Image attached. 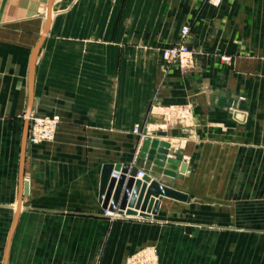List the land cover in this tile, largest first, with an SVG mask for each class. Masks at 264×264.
Instances as JSON below:
<instances>
[{
	"label": "crops",
	"instance_id": "crops-1",
	"mask_svg": "<svg viewBox=\"0 0 264 264\" xmlns=\"http://www.w3.org/2000/svg\"><path fill=\"white\" fill-rule=\"evenodd\" d=\"M185 25L189 64H167ZM46 114L55 135L27 140L21 169L25 121ZM146 136L185 172L152 170ZM108 163L187 199L105 215ZM147 245L159 264H264V0H0V264H124Z\"/></svg>",
	"mask_w": 264,
	"mask_h": 264
},
{
	"label": "water",
	"instance_id": "water-1",
	"mask_svg": "<svg viewBox=\"0 0 264 264\" xmlns=\"http://www.w3.org/2000/svg\"><path fill=\"white\" fill-rule=\"evenodd\" d=\"M53 1V0H51ZM50 23V14L48 13L43 33L37 43L29 76V98L27 105V115L32 107V84L34 61L37 49L48 31ZM29 128V118L25 121L21 143V161L20 166L23 168L24 154L27 142ZM170 144L165 141L146 136L143 138L140 150L142 153L152 156L153 164L158 168L152 170L164 175L175 177L177 171L185 172L187 164L177 158L168 157ZM137 166H131L129 163L104 164L102 167L101 184H100V202L103 210L111 212L116 217H150L157 213L160 200L159 196H167L179 200H186L187 195L173 188L160 184L153 180L150 175L145 174L138 178ZM117 174V176H115ZM27 184L24 183L26 190Z\"/></svg>",
	"mask_w": 264,
	"mask_h": 264
},
{
	"label": "built area",
	"instance_id": "built-area-1",
	"mask_svg": "<svg viewBox=\"0 0 264 264\" xmlns=\"http://www.w3.org/2000/svg\"><path fill=\"white\" fill-rule=\"evenodd\" d=\"M221 0H207L211 5H219ZM190 33L189 26L185 25L181 28V33L178 40L171 46L165 47L161 50V56L167 64L174 62L189 64L191 49L188 43V36ZM60 123V116L58 114L46 115H32L29 117V128L27 140L30 143L38 144L41 142L53 139L55 132ZM139 127L136 125L134 131L137 132ZM146 174L145 170L139 169L137 177L141 178ZM117 176V174H115ZM105 215H110L116 218L107 210H103ZM157 251L154 247H146L138 252L132 254L127 258L125 264H156Z\"/></svg>",
	"mask_w": 264,
	"mask_h": 264
},
{
	"label": "rangeland",
	"instance_id": "rangeland-1",
	"mask_svg": "<svg viewBox=\"0 0 264 264\" xmlns=\"http://www.w3.org/2000/svg\"><path fill=\"white\" fill-rule=\"evenodd\" d=\"M250 241V240H249ZM250 243H251V241H250ZM252 244V248H253V245L255 244H253V242L251 243ZM154 247L155 249H156V251H157V263L156 264H159V253H158V248L155 246V245H147V246H144V247H142V248H140L139 250H142V249H144V248H146V247ZM249 246H250V244H249ZM254 248H258V247H254ZM139 250H137L136 252H138ZM136 252H134V253H136ZM134 253H132V254H134ZM132 254H130L129 256H131ZM129 256L127 257V258H129ZM127 258H126V260H127ZM126 260H125V262H126ZM257 261H259V259L257 260ZM125 264V263H124Z\"/></svg>",
	"mask_w": 264,
	"mask_h": 264
}]
</instances>
